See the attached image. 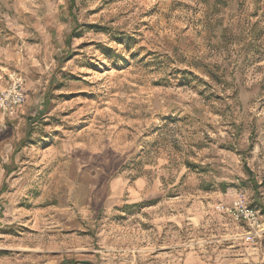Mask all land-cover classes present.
Returning a JSON list of instances; mask_svg holds the SVG:
<instances>
[{
    "label": "rangeland",
    "instance_id": "1",
    "mask_svg": "<svg viewBox=\"0 0 264 264\" xmlns=\"http://www.w3.org/2000/svg\"><path fill=\"white\" fill-rule=\"evenodd\" d=\"M0 264H264V0H0Z\"/></svg>",
    "mask_w": 264,
    "mask_h": 264
},
{
    "label": "built area",
    "instance_id": "2",
    "mask_svg": "<svg viewBox=\"0 0 264 264\" xmlns=\"http://www.w3.org/2000/svg\"><path fill=\"white\" fill-rule=\"evenodd\" d=\"M26 100L23 78L14 73L10 83L0 91V112L3 117L12 115Z\"/></svg>",
    "mask_w": 264,
    "mask_h": 264
}]
</instances>
